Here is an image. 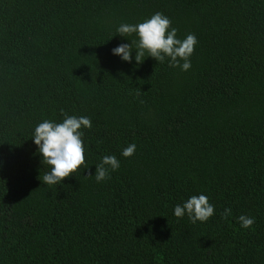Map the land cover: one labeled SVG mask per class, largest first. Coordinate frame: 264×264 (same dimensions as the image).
Listing matches in <instances>:
<instances>
[{
    "label": "trees",
    "instance_id": "obj_1",
    "mask_svg": "<svg viewBox=\"0 0 264 264\" xmlns=\"http://www.w3.org/2000/svg\"><path fill=\"white\" fill-rule=\"evenodd\" d=\"M158 12L190 70L113 55ZM64 114L92 121L85 165L44 185L34 130ZM200 194L209 220L175 217ZM0 264H264V0H0Z\"/></svg>",
    "mask_w": 264,
    "mask_h": 264
},
{
    "label": "clouds",
    "instance_id": "obj_2",
    "mask_svg": "<svg viewBox=\"0 0 264 264\" xmlns=\"http://www.w3.org/2000/svg\"><path fill=\"white\" fill-rule=\"evenodd\" d=\"M177 31L171 26V20L159 12L142 23H122L117 29L119 35L125 37L135 34L137 39L130 41V44H120L112 50L113 55L120 56L125 62H131L132 52L135 50V61L138 65L143 63L147 53V57L160 63L169 58L170 67L188 71L191 68L190 57L198 41L194 34H188L183 40L178 39ZM91 127L92 121L89 117L67 114H64V119L60 123L44 120L36 126L32 140L42 157V164L50 167L43 176L44 185L61 184L85 165L81 129ZM135 151L136 145L133 143L124 148L121 155L130 158ZM119 167L120 161L116 156L106 155L96 165L95 175L87 177H94L99 183L110 179L109 170L116 171ZM185 214L193 224L197 221L206 222L215 214V208L209 203L206 195H193L182 205L177 204L174 208L175 217L182 218ZM230 215L231 209L226 208L222 217L226 219ZM238 220L244 229L252 228L255 223L254 217L246 215H240Z\"/></svg>",
    "mask_w": 264,
    "mask_h": 264
}]
</instances>
